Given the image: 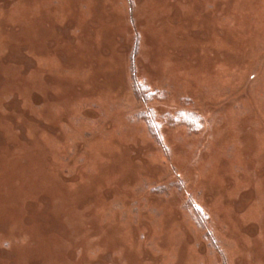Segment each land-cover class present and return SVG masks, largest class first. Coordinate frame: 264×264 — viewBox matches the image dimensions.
Listing matches in <instances>:
<instances>
[{
  "label": "rangeland",
  "instance_id": "1",
  "mask_svg": "<svg viewBox=\"0 0 264 264\" xmlns=\"http://www.w3.org/2000/svg\"><path fill=\"white\" fill-rule=\"evenodd\" d=\"M0 264H264V0H0Z\"/></svg>",
  "mask_w": 264,
  "mask_h": 264
},
{
  "label": "trees",
  "instance_id": "2",
  "mask_svg": "<svg viewBox=\"0 0 264 264\" xmlns=\"http://www.w3.org/2000/svg\"><path fill=\"white\" fill-rule=\"evenodd\" d=\"M143 86H144V87H143V88H144V90H143L144 93H143V95H142V96H143V99H150V98H153V96H155L156 93L153 92V91H149V89L147 88L146 85H143ZM136 88H137V87H135V89H136ZM192 116H193V117H196V116H194V115L192 114V115H189V116H187V117H182V116H181L180 118H177V120H179V121L181 120V121H182V120H184V119H186V118H187V119H188V118L191 119L190 117H192ZM151 118H152V115H151ZM152 119H153V118H152ZM167 119H169V118H167ZM195 119H196V118H195ZM174 121H175V120H174ZM152 124L154 125V122H153ZM157 130H158V129H157Z\"/></svg>",
  "mask_w": 264,
  "mask_h": 264
}]
</instances>
